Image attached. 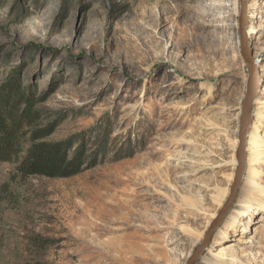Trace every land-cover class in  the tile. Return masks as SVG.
Listing matches in <instances>:
<instances>
[{"label":"rangeland","instance_id":"obj_1","mask_svg":"<svg viewBox=\"0 0 264 264\" xmlns=\"http://www.w3.org/2000/svg\"><path fill=\"white\" fill-rule=\"evenodd\" d=\"M247 1L261 86L232 193L239 0H0V94L33 115L0 161V264H185L218 219L195 264H264V0ZM37 130L80 153L75 174L20 171Z\"/></svg>","mask_w":264,"mask_h":264},{"label":"trees","instance_id":"obj_2","mask_svg":"<svg viewBox=\"0 0 264 264\" xmlns=\"http://www.w3.org/2000/svg\"><path fill=\"white\" fill-rule=\"evenodd\" d=\"M14 89L10 95L0 94V161L8 162L21 153L17 138L25 133L19 129L33 118L31 97L24 96L22 90ZM39 130L32 133V141L27 147L20 171L24 175H42L46 177H68L75 174L79 167L80 153L67 159V146L63 142L42 141Z\"/></svg>","mask_w":264,"mask_h":264},{"label":"water","instance_id":"obj_3","mask_svg":"<svg viewBox=\"0 0 264 264\" xmlns=\"http://www.w3.org/2000/svg\"><path fill=\"white\" fill-rule=\"evenodd\" d=\"M240 2V14L238 18V25H239V37H240V46H241V55L243 59L248 64V82H247V92L245 95V99L243 101L242 109H241V116H240V133H239V145L236 150V158H237V170L235 175V180L232 186V193L235 190V186L239 181L241 173L243 171V157L245 152V127H246V117H247V109L249 107V102L252 96V92L255 86V71H254V61L251 57V51L248 46L247 42V35H246V24H247V0H239ZM219 223V219L214 221L211 226L207 229L204 235V240L201 243L200 247L187 259L185 264H195L198 256L207 246L211 234L217 224Z\"/></svg>","mask_w":264,"mask_h":264},{"label":"bare ground","instance_id":"obj_4","mask_svg":"<svg viewBox=\"0 0 264 264\" xmlns=\"http://www.w3.org/2000/svg\"><path fill=\"white\" fill-rule=\"evenodd\" d=\"M249 9H250V5L248 4V1H247V21H248V17L251 16V13H250V10ZM251 31L252 30L250 28H246V35H247L248 45H250V41H251ZM254 60H256V59H254ZM254 69L257 72V70H258V64H257L256 61H254ZM255 78H256L255 79V86H254V89H253V92H252L253 101H252V105L249 108V116L251 114V109H253V107H255V101L256 100H255L254 96H255L257 90L259 89V87L261 86V84H260V77L259 76H255ZM249 142L252 143L251 141H249ZM250 148H252L253 150H255V153H257V154L262 153L260 151L261 148L258 147L255 142H253L251 144ZM263 163H264V154L262 156L260 155V156H256V158H253L251 160L250 168L252 169V167H256V166L258 167L259 165H261ZM251 169H249L248 171H250ZM220 247H222L220 250L225 249L224 245L223 246H220ZM227 259H230L231 260L232 258L229 257ZM200 264H204V262L203 261H200Z\"/></svg>","mask_w":264,"mask_h":264}]
</instances>
